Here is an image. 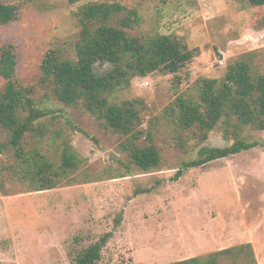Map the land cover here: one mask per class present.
I'll use <instances>...</instances> for the list:
<instances>
[{
    "label": "rangeland",
    "instance_id": "rangeland-1",
    "mask_svg": "<svg viewBox=\"0 0 264 264\" xmlns=\"http://www.w3.org/2000/svg\"><path fill=\"white\" fill-rule=\"evenodd\" d=\"M0 1L18 7L14 22L0 24V54L4 45L14 47L16 81L33 88L37 102L51 112L46 134L28 137L25 147L34 146L58 162L68 142L82 160L70 180L33 191L15 173L14 151L0 155V264H76L79 253L106 235L98 264H172L245 244L252 245L254 262L226 258L220 264H264V131L245 132L248 141L259 144L256 148L187 169L177 181L182 163L195 159L200 148L230 145L222 129L204 143L185 136L184 148L167 150L159 169L122 175L126 158L119 144L124 138L101 128L82 103L69 107L41 84L48 52L75 57L78 5ZM98 1L137 8L142 23L134 36L166 34L197 50L178 78L138 77L114 95L119 102H142L145 129L152 120H162L173 101L197 82L222 80L229 63L244 54L254 52L255 69L264 72V6L249 0ZM111 68L95 65L100 75ZM5 84L0 76V89ZM163 127L172 139L174 124L165 119ZM5 140L0 133V143Z\"/></svg>",
    "mask_w": 264,
    "mask_h": 264
},
{
    "label": "trees",
    "instance_id": "trees-1",
    "mask_svg": "<svg viewBox=\"0 0 264 264\" xmlns=\"http://www.w3.org/2000/svg\"><path fill=\"white\" fill-rule=\"evenodd\" d=\"M256 7L264 0H249ZM78 5L74 16L80 27L75 57L63 56L58 50L48 52L42 63L41 84L61 103L84 108L101 128L122 136L120 153L126 162L124 174L133 170L148 173L163 167L167 150L184 148L187 141L204 143L216 129H222L230 144L224 148H200L197 157L184 161L174 180L190 168L238 155L259 146L248 141V129L264 131V72L255 69L254 52L233 60L222 80L204 79L189 92L178 96L163 113L143 128L142 102L117 101L114 95L128 89L135 78L153 74L175 75L190 65L197 50L178 38L166 34L134 36L142 23L137 8L118 2L69 0ZM18 7L0 1V24L17 19ZM16 56L11 44L4 45L0 54V76L6 81L0 89V133L6 140L0 143V155L13 150L18 160L16 174L27 181L33 191H47L61 185L79 168L82 160L67 142L58 162L34 146L25 147L28 137L39 138L51 124V112L35 99L33 88L15 79ZM109 64L112 68L100 75L95 65ZM171 121L176 134L164 130V120ZM161 125V126H160ZM160 126V127H159ZM166 126V125H165ZM22 173V174H21ZM1 194V187H0ZM108 235L83 250L76 264H98L107 245ZM255 261L251 244L211 253L172 264H220L222 259Z\"/></svg>",
    "mask_w": 264,
    "mask_h": 264
},
{
    "label": "crops",
    "instance_id": "crops-1",
    "mask_svg": "<svg viewBox=\"0 0 264 264\" xmlns=\"http://www.w3.org/2000/svg\"><path fill=\"white\" fill-rule=\"evenodd\" d=\"M195 258H201V257H195ZM190 259H192V258H190ZM185 260H189V258H184L183 260H181V261H185ZM180 262V261H179Z\"/></svg>",
    "mask_w": 264,
    "mask_h": 264
}]
</instances>
